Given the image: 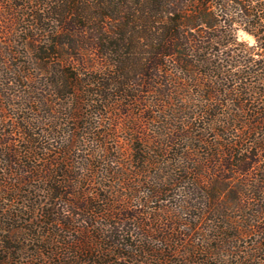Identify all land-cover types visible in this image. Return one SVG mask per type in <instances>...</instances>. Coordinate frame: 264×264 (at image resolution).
I'll use <instances>...</instances> for the list:
<instances>
[{
  "label": "trees",
  "instance_id": "trees-1",
  "mask_svg": "<svg viewBox=\"0 0 264 264\" xmlns=\"http://www.w3.org/2000/svg\"><path fill=\"white\" fill-rule=\"evenodd\" d=\"M0 264H264V0H0Z\"/></svg>",
  "mask_w": 264,
  "mask_h": 264
},
{
  "label": "rangeland",
  "instance_id": "rangeland-1",
  "mask_svg": "<svg viewBox=\"0 0 264 264\" xmlns=\"http://www.w3.org/2000/svg\"><path fill=\"white\" fill-rule=\"evenodd\" d=\"M237 35H238V38L241 40H245V41H248L250 43L254 42L253 37L251 35L245 33L244 31L239 30Z\"/></svg>",
  "mask_w": 264,
  "mask_h": 264
}]
</instances>
